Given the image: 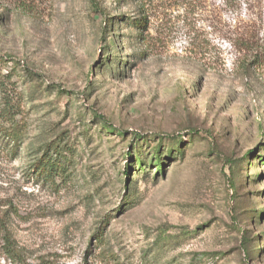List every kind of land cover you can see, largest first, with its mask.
<instances>
[{
    "label": "rangeland",
    "instance_id": "374dc122",
    "mask_svg": "<svg viewBox=\"0 0 264 264\" xmlns=\"http://www.w3.org/2000/svg\"><path fill=\"white\" fill-rule=\"evenodd\" d=\"M35 1L0 0L27 123L0 137V217L23 264H264V0H155L146 55L106 28L137 4ZM59 137L75 170L53 187L28 155Z\"/></svg>",
    "mask_w": 264,
    "mask_h": 264
},
{
    "label": "trees",
    "instance_id": "16d2710c",
    "mask_svg": "<svg viewBox=\"0 0 264 264\" xmlns=\"http://www.w3.org/2000/svg\"><path fill=\"white\" fill-rule=\"evenodd\" d=\"M107 1L121 3L124 6L137 4V10L142 15L141 17L135 19L125 16L106 17V28H114L116 20H120L121 23L117 27L126 26L135 30L137 34L134 38L140 41L141 47L144 48V55H146L148 46L147 42H145V33L150 30L147 15L151 11L150 7L154 5L155 0H88L90 10L102 18L105 17V3ZM19 8L26 15L33 17L39 15L35 0H31V3L28 2L19 6ZM110 21H113V23L110 24ZM7 61L9 60L5 56H0V137L13 142V148L15 149L19 148L27 134V123L23 118L26 96L25 92L20 90L13 74L5 69ZM29 74L32 75V72ZM101 121L106 130L116 132V129L107 122H104L103 119ZM62 141L63 138L61 137L55 138L44 142L37 152L35 150L30 151L28 155L30 161L28 164V174L30 178L41 179L53 187L68 185L75 170L74 147ZM158 159H156V163H158L156 165L157 168H160L161 164H159ZM111 221V215L105 216L96 231L95 237L100 244L105 241V232ZM0 232L2 233L4 257L12 264H23L22 254L16 247L3 217H0ZM43 264L52 263L43 262ZM116 264H119L118 260H116Z\"/></svg>",
    "mask_w": 264,
    "mask_h": 264
}]
</instances>
